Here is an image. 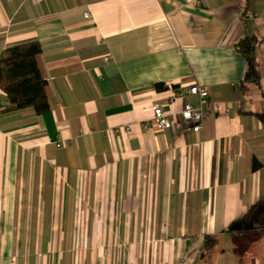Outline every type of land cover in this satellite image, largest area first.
I'll return each mask as SVG.
<instances>
[{"label": "crops", "instance_id": "0c3cea01", "mask_svg": "<svg viewBox=\"0 0 264 264\" xmlns=\"http://www.w3.org/2000/svg\"><path fill=\"white\" fill-rule=\"evenodd\" d=\"M31 41L50 108L0 88V264H264V229L225 231L264 197V0H0V55ZM191 84L202 130L151 128Z\"/></svg>", "mask_w": 264, "mask_h": 264}, {"label": "trees", "instance_id": "16d2710c", "mask_svg": "<svg viewBox=\"0 0 264 264\" xmlns=\"http://www.w3.org/2000/svg\"><path fill=\"white\" fill-rule=\"evenodd\" d=\"M255 35H247L238 43V50L246 59L247 68L243 81L260 84L262 71L258 63V45ZM42 47L38 41L24 42L6 48L0 55V88L6 93L12 109L31 108L41 114L49 110L47 81L37 62ZM158 89H165L163 83ZM264 123V113L258 114ZM264 229V197L252 204L247 212L233 220L226 232L232 236L251 234ZM218 244L216 236H206L205 251H212Z\"/></svg>", "mask_w": 264, "mask_h": 264}, {"label": "built area", "instance_id": "2783aa9c", "mask_svg": "<svg viewBox=\"0 0 264 264\" xmlns=\"http://www.w3.org/2000/svg\"><path fill=\"white\" fill-rule=\"evenodd\" d=\"M199 1V0H196ZM85 17H90L87 12ZM109 57H106L108 60ZM196 95L199 98L198 105L192 102H184L181 108L176 106L177 99H184L187 95ZM209 101V90L205 85L191 84L190 86L182 87L180 90L173 93L172 97L165 102H158L153 105V115L151 119V128L159 130L164 129H192L195 132L202 130L203 122L210 113L205 109V105ZM214 111L218 112L220 105L214 104ZM127 132L130 127H126ZM64 143L58 142L57 147H62ZM193 258L189 254H185L178 264H192Z\"/></svg>", "mask_w": 264, "mask_h": 264}, {"label": "rangeland", "instance_id": "374dc122", "mask_svg": "<svg viewBox=\"0 0 264 264\" xmlns=\"http://www.w3.org/2000/svg\"><path fill=\"white\" fill-rule=\"evenodd\" d=\"M258 242H259V247H260V254L259 256L263 259L264 261V236H259L258 237ZM244 252V257H248V252L243 251Z\"/></svg>", "mask_w": 264, "mask_h": 264}]
</instances>
